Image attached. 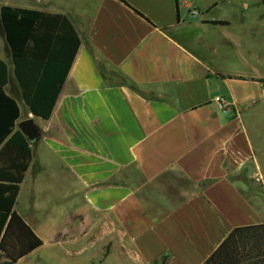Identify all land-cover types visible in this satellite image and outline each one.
I'll return each instance as SVG.
<instances>
[{
  "label": "crops",
  "instance_id": "crops-1",
  "mask_svg": "<svg viewBox=\"0 0 264 264\" xmlns=\"http://www.w3.org/2000/svg\"><path fill=\"white\" fill-rule=\"evenodd\" d=\"M124 1H0V14L68 16L81 40L44 120L23 100L0 16L16 128L41 130L16 211L43 245L15 264L49 244L87 264H204L235 228L264 224L248 129L264 108V0Z\"/></svg>",
  "mask_w": 264,
  "mask_h": 264
},
{
  "label": "trees",
  "instance_id": "trees-1",
  "mask_svg": "<svg viewBox=\"0 0 264 264\" xmlns=\"http://www.w3.org/2000/svg\"><path fill=\"white\" fill-rule=\"evenodd\" d=\"M0 16L23 100L34 116L49 120L81 44L74 24L65 15L8 5ZM7 81L0 60V264H15L43 241L16 211L32 149L16 128L21 110L4 90ZM204 264H264V224L235 228Z\"/></svg>",
  "mask_w": 264,
  "mask_h": 264
},
{
  "label": "rangeland",
  "instance_id": "rangeland-1",
  "mask_svg": "<svg viewBox=\"0 0 264 264\" xmlns=\"http://www.w3.org/2000/svg\"><path fill=\"white\" fill-rule=\"evenodd\" d=\"M0 1H10V2L16 1L21 3L22 5H28V3H32V1L34 0H0ZM20 105L22 109L25 107L24 102L22 100H20ZM23 118H27V116H24ZM257 119L259 120V126L258 128H255L253 118L248 117V129H249L250 137L252 138L255 152L258 155V157L261 159L264 169V108H262L260 112V116H258ZM252 126H254V130L252 129ZM51 197L52 194L50 195L49 198ZM72 248L73 247L54 248L49 244L41 250L37 258L30 260L28 263H22V264H87L88 256L85 255L82 257L73 258L72 254H70L69 252L72 250ZM89 256L96 257L97 253L94 250L92 252H89Z\"/></svg>",
  "mask_w": 264,
  "mask_h": 264
},
{
  "label": "water",
  "instance_id": "water-1",
  "mask_svg": "<svg viewBox=\"0 0 264 264\" xmlns=\"http://www.w3.org/2000/svg\"><path fill=\"white\" fill-rule=\"evenodd\" d=\"M18 127L30 142L38 140L41 136V130L32 118L21 121Z\"/></svg>",
  "mask_w": 264,
  "mask_h": 264
},
{
  "label": "built area",
  "instance_id": "built-area-1",
  "mask_svg": "<svg viewBox=\"0 0 264 264\" xmlns=\"http://www.w3.org/2000/svg\"><path fill=\"white\" fill-rule=\"evenodd\" d=\"M192 13H193V14H198V11L195 10V11H193ZM217 101L220 103L221 106H223V102H224V100H223L222 98H220V97L217 98Z\"/></svg>",
  "mask_w": 264,
  "mask_h": 264
}]
</instances>
